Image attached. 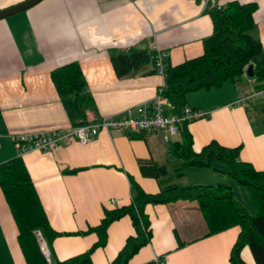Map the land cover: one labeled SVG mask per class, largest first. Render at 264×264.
Instances as JSON below:
<instances>
[{
    "label": "crops",
    "instance_id": "obj_1",
    "mask_svg": "<svg viewBox=\"0 0 264 264\" xmlns=\"http://www.w3.org/2000/svg\"><path fill=\"white\" fill-rule=\"evenodd\" d=\"M20 1L0 0V9ZM228 1L216 0L220 6ZM239 1L256 3L253 19L264 48V0ZM211 32V15L203 0H39L1 17L0 162L17 155L12 133L71 125L50 76L54 67L79 63L94 99V108L87 111L93 120L150 98L164 80L152 71L151 63L117 75L111 62L113 51L131 45L150 49L157 40L166 58L178 63L200 54L203 39ZM251 87L252 80L236 87L228 78L186 93L187 105L207 112L187 122L193 149L199 150L211 139L224 145L241 144L239 157L264 169V107H257L253 118L244 102ZM258 95L264 101L261 92L252 94ZM177 135L173 140L186 138L182 130ZM165 141L159 131L130 136L120 129L101 130L87 142L72 139L52 150L21 155L50 225L60 232L45 240L50 264L85 250L97 239L96 232L83 231L100 221L105 207L130 201V177L147 192L169 182H225L233 194L235 189L245 190V197H250L218 160L211 166L187 165L179 171V158L170 151L172 140ZM139 159L159 165L158 180L142 174ZM249 199L248 208L244 206L253 213ZM145 212L151 238L129 258V264H144L155 256L163 257L159 264H232L229 256L240 231L238 224L207 234L195 199L147 203ZM133 231L128 214L113 220L105 245L91 253L92 263L109 264ZM16 234L0 187V264H26ZM240 255L247 264H256L247 244Z\"/></svg>",
    "mask_w": 264,
    "mask_h": 264
},
{
    "label": "trees",
    "instance_id": "obj_2",
    "mask_svg": "<svg viewBox=\"0 0 264 264\" xmlns=\"http://www.w3.org/2000/svg\"><path fill=\"white\" fill-rule=\"evenodd\" d=\"M212 20V32L203 39L200 54L171 63L165 56L164 94L179 110L186 104V93L201 87L220 84L232 79L236 86L252 80L253 91L264 88V48L256 31L253 11L254 1L230 0L225 6L208 7ZM155 50L131 45L112 52L111 62L115 73L122 76L131 70L151 63L156 72ZM253 63L254 73L248 76L245 68ZM58 96L72 125L90 121L87 115L94 108V99L87 86L83 71L77 61H69L54 67L50 73ZM186 120L179 125L186 138L170 141V151L179 158L177 169L184 166H211L214 160L225 164L235 181L244 185L254 204L255 211L247 208L233 195L229 183L179 184L169 182L160 185L156 192L145 191L130 177V201L105 207L100 221L85 231H94L97 239L85 250L58 260L55 264H93L92 251L105 245L107 227L115 219L128 214L133 233L109 264H129V258L150 241V220L145 212L147 203H165L179 198L195 199L207 224V234L238 224L239 234L230 250L232 264H247L240 255L247 244L256 264H264V169H256L250 161L239 157L241 144L224 145L209 140L199 150L193 149L187 133ZM264 124V121H263ZM264 129V126H263ZM130 136L140 132H127ZM142 174L159 179V165L150 159H139ZM0 187L11 212L17 230V241L26 264H49L40 249L38 232L49 242L60 234L49 223L31 175L21 155L0 162ZM82 232V231H79ZM144 264H159L154 259Z\"/></svg>",
    "mask_w": 264,
    "mask_h": 264
},
{
    "label": "built area",
    "instance_id": "obj_3",
    "mask_svg": "<svg viewBox=\"0 0 264 264\" xmlns=\"http://www.w3.org/2000/svg\"><path fill=\"white\" fill-rule=\"evenodd\" d=\"M207 7H220L216 0H203ZM155 50L156 72L164 77L165 53L157 45V40L152 44ZM164 80L158 86L155 93L148 99L135 106L127 107L122 111L102 115L88 122L58 127L51 129L26 130L12 133L11 138L16 147L17 155L31 150L47 151L57 148L59 145L68 143L72 139L79 142L91 140L99 131L120 129L125 132L159 131L164 140H170L177 133L182 121H190L197 117L207 115V112L184 104L179 110L169 101L164 94ZM264 97V88L258 90ZM40 249L50 264V249L40 231L38 232ZM158 263L163 257L153 258Z\"/></svg>",
    "mask_w": 264,
    "mask_h": 264
},
{
    "label": "rangeland",
    "instance_id": "obj_4",
    "mask_svg": "<svg viewBox=\"0 0 264 264\" xmlns=\"http://www.w3.org/2000/svg\"><path fill=\"white\" fill-rule=\"evenodd\" d=\"M236 85V84H235ZM237 87V86H236ZM252 90V91H251ZM237 92H238V89H237ZM251 92V93H250ZM253 88L251 87L250 89L247 90L246 93H250L248 94V96H246V98H244V102L247 103V105L249 106V110H250V113L251 115L253 116V118H255V113H256V109H262L263 110V107H264V101L261 99V97L258 95V96H252L253 94ZM239 93V92H238ZM186 101H187V97H186ZM243 102V103H244ZM258 107V108H257ZM179 133V130L177 131V134ZM177 134H174L171 136L170 140H173L174 137H178ZM165 142H169V141H165ZM219 163H222V162H219ZM169 165H171L172 163H168ZM166 175V174H164ZM163 176V174H162ZM166 177V176H165ZM225 180L227 181L228 177L227 175H225ZM182 179H178V181H182ZM164 184V183H163ZM242 185V184H241ZM241 187H244L243 185ZM246 189V188H244ZM244 191V192H243ZM242 192L239 191L238 189H235L234 191V197L237 198L243 205H245L246 207L248 206V200H250L248 197V194L246 195L247 197H245L244 193H245V190H243ZM247 193V192H246ZM248 208V207H247Z\"/></svg>",
    "mask_w": 264,
    "mask_h": 264
},
{
    "label": "water",
    "instance_id": "obj_5",
    "mask_svg": "<svg viewBox=\"0 0 264 264\" xmlns=\"http://www.w3.org/2000/svg\"><path fill=\"white\" fill-rule=\"evenodd\" d=\"M37 1H39V0H23V1H20L18 3H15L13 5H10L8 7H5L3 9H0V18L4 17V16H7L8 14H11L13 12L19 11V10H21L23 8H26V7L36 3ZM245 73L248 76H252L253 75V73H254L253 63H249L246 66Z\"/></svg>",
    "mask_w": 264,
    "mask_h": 264
}]
</instances>
